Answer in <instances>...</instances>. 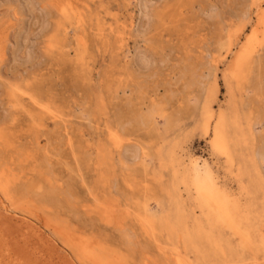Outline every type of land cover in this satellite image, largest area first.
<instances>
[{"label":"rangeland","instance_id":"rangeland-1","mask_svg":"<svg viewBox=\"0 0 264 264\" xmlns=\"http://www.w3.org/2000/svg\"><path fill=\"white\" fill-rule=\"evenodd\" d=\"M251 263L264 0H0V264Z\"/></svg>","mask_w":264,"mask_h":264},{"label":"bare ground","instance_id":"bare-ground-1","mask_svg":"<svg viewBox=\"0 0 264 264\" xmlns=\"http://www.w3.org/2000/svg\"><path fill=\"white\" fill-rule=\"evenodd\" d=\"M256 32V31H255ZM257 34V33H256ZM256 34L254 32L252 33H249L248 34V37L246 39V41L244 42V45L241 47L237 57L235 58L234 60V64H233V70L235 72L234 76L235 75H245V74H248L249 72V69H250V63H252V60H253V56L256 55L255 53L257 52V45H258V41L255 40L256 38ZM140 58V57H139ZM145 56H142L140 58V61L141 63H145ZM256 58V57H255ZM253 65V63H252ZM252 67V66H251ZM251 73V71H250ZM249 73V74H250ZM236 76V77H237ZM248 77V75H247ZM260 85V84H259ZM242 88V86H240ZM257 96V95H256ZM252 99V98H250ZM157 110V108H156ZM157 113V112H156ZM256 115V114H255ZM147 116V115H146ZM153 116H155L153 114ZM153 120V119H152ZM151 121V120H150ZM262 122V121H261ZM224 124V119H223V116H220L219 117V120L215 123V126H214V131H213V134H214V139H213V146L216 148V149H220L221 147V142L222 140L224 141V139H222V135H223V127L225 125ZM225 129V128H224ZM225 136V135H224ZM115 137V136H114ZM138 147V146H137ZM136 148V147H135ZM222 149V148H221ZM223 150V149H222ZM127 151V150H126ZM138 152V151H137ZM229 152L228 150L226 151V153ZM126 153V152H125ZM136 153V151H135ZM134 153V155H135ZM225 153V151H224ZM259 154V152L257 151L256 154ZM257 154V155H258ZM262 154V153H261ZM137 155V154H136ZM260 155V154H259ZM133 156V154H132ZM259 157V156H258ZM202 174V173H201ZM196 175L198 177H200V170L199 168H196ZM205 182L202 181V180H197V188L201 191V192H206V193H216L217 191V186L216 184H213L214 182L212 180H210V182L208 183V185L206 186L204 184ZM217 194V193H216ZM215 194V195H216ZM217 198V197H216ZM246 242V241H245ZM253 264V263H251Z\"/></svg>","mask_w":264,"mask_h":264}]
</instances>
